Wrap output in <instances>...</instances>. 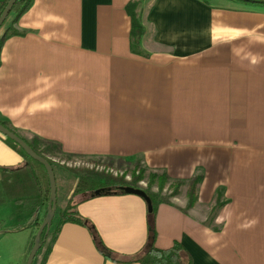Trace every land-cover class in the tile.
I'll return each instance as SVG.
<instances>
[{
    "label": "crops",
    "instance_id": "0c3cea01",
    "mask_svg": "<svg viewBox=\"0 0 264 264\" xmlns=\"http://www.w3.org/2000/svg\"><path fill=\"white\" fill-rule=\"evenodd\" d=\"M132 1L144 30L141 55L130 49ZM13 21L10 14L0 29V37L12 26L21 33L0 54L7 129L27 143L58 145L65 156L140 159L184 183L179 204L157 208L156 248L178 242L192 264H264V5L34 0ZM23 163L0 135V168ZM198 173L188 209V183ZM73 201L108 256L146 251L140 198L88 193ZM17 209L14 201L0 205V264H25L37 233L28 220L14 224ZM48 246L45 264H137L106 259L76 224L61 226Z\"/></svg>",
    "mask_w": 264,
    "mask_h": 264
},
{
    "label": "trees",
    "instance_id": "16d2710c",
    "mask_svg": "<svg viewBox=\"0 0 264 264\" xmlns=\"http://www.w3.org/2000/svg\"><path fill=\"white\" fill-rule=\"evenodd\" d=\"M240 1L250 4L264 5L263 3L254 0ZM33 2L34 0H16L10 13L14 15L13 24H15L19 20V18L31 8ZM4 7L5 4H0V16ZM136 10L137 3L135 1L130 2L126 6V12L131 20L130 49L133 54L141 55L139 51V43L140 38L144 34V30L139 21ZM20 35L21 33L14 29L13 26L6 29L4 34L0 37V54L6 40ZM0 124L5 127L2 122H0ZM4 143L14 152H16L20 157H22L24 163L17 168H3V170L0 171V205L14 201L18 205L14 220H16V222L28 220V222L30 223L29 227H34L38 231L45 216L48 213L47 206L49 202V180L46 170L40 163L28 157L25 152L11 140L4 138ZM27 144L37 156L45 159L50 164L54 173L56 183V209L50 226L45 228L43 233L41 234L40 247L35 255L32 264H45L46 255L50 251L48 244L54 240L61 226L67 223L76 224L86 228L92 238L96 250L106 259H109L113 262L137 264H192L190 255L178 242H174L172 246L167 249H158L155 246V218L157 208L162 203L170 204V202L158 200V195L152 193L151 188L153 187L154 183L157 182L158 190L163 191L167 183H169L170 181L169 177L165 173H149V182L147 183L148 185L145 189H143V191L150 197L152 202V212H147L148 240L151 243V247L149 249H146V251L143 253L140 252L125 259H113L111 258V256H108L109 252L105 248L94 226L78 214L73 199L78 195L88 194L103 187L131 186L134 188H138L137 186L139 185V183L144 182L147 170L145 168H139L137 170L135 169L131 171L130 182L125 181V177L124 175H122L121 177L112 178L113 183H105L104 185H100L99 181L97 180V176L94 174L89 173L86 174V176H81L79 174V170L73 168L60 169L53 161L55 155L62 154L61 149L58 145L46 143L38 139H34L32 143ZM41 146L44 147L42 148ZM71 175H75L77 178L75 186L69 179ZM202 180V174L198 173L188 183V209L192 208L196 203L197 189ZM110 181L111 180L109 179V181L107 182ZM174 184L176 187H172ZM181 184L182 182L176 181L170 185V187H172L173 189L174 194L177 192V190H179L178 186ZM62 189H71V197L62 194ZM218 207H221V205H219ZM42 212L43 220H41L40 218V214ZM19 229H21V227H19ZM34 238L35 236L30 242L28 255L33 246Z\"/></svg>",
    "mask_w": 264,
    "mask_h": 264
},
{
    "label": "rangeland",
    "instance_id": "374dc122",
    "mask_svg": "<svg viewBox=\"0 0 264 264\" xmlns=\"http://www.w3.org/2000/svg\"><path fill=\"white\" fill-rule=\"evenodd\" d=\"M137 3V10L139 2ZM136 10V11H137ZM3 137V136H2ZM42 148L44 146H41ZM49 156V155H48ZM56 165L60 169L65 168H73L79 170V174L81 176H86V174H94L97 176V180L99 181L100 185H104L105 183H113L112 178L121 177L124 175L125 181L130 182V172L133 170H137L139 168L144 169V165L140 159H133V160H120V159H113V158H87V157H70L61 154H57L53 160ZM146 169V168H145ZM145 179L144 182H140L137 186L138 189H145L147 187V183L149 182L148 174L149 173H156L161 174L159 172H153L146 169ZM65 173V172H63ZM72 183L75 182L77 179L75 175H71L69 177ZM109 179L111 180L110 182ZM173 182L169 181L163 191L158 190L157 182L154 183L153 187L151 188V192L155 195H158V200L160 201H169L173 204H179L177 201L178 198H182L184 195V187L186 186L184 183L179 185V190L174 194L172 187H176L175 184L170 187ZM68 190V189H67ZM64 189L61 190L63 192ZM187 193V192H186ZM79 196V195H78ZM188 198V197H187ZM157 212V211H156ZM6 218L3 211H0V218ZM16 221V220H15ZM21 222H14L15 225H20ZM13 228V227H11Z\"/></svg>",
    "mask_w": 264,
    "mask_h": 264
},
{
    "label": "water",
    "instance_id": "95a60500",
    "mask_svg": "<svg viewBox=\"0 0 264 264\" xmlns=\"http://www.w3.org/2000/svg\"><path fill=\"white\" fill-rule=\"evenodd\" d=\"M257 2H261L264 4V0H254ZM16 0H0V4H5V7L1 13L0 16V28L3 26L7 18L9 17L12 8L15 4ZM0 135L4 138H7L17 144L24 152L25 154L30 157L32 160L40 163L46 170L48 180H49V202L47 206V215L45 216L40 228L38 229L33 246L30 250V253L27 257L25 264H32L33 260L35 258V255L40 247V238L41 234L43 233L44 229L49 227L56 209V183H55V177L52 170V167L50 164L43 158L37 156L33 150L28 146V144L23 141L21 138H19L17 135H15L13 132H11L9 129L4 127L0 124ZM3 170V168H0V171ZM113 195H131L136 196L140 198L144 203L146 204L147 212H152V202L150 197L142 190L138 188H134L131 186H122V187H103L97 190H94L89 193L90 198H98L102 196H113ZM152 242V241H151ZM151 247V243L149 242L147 245V249Z\"/></svg>",
    "mask_w": 264,
    "mask_h": 264
}]
</instances>
